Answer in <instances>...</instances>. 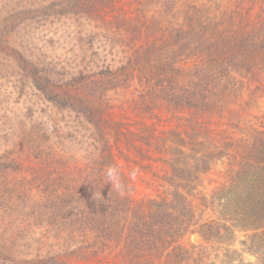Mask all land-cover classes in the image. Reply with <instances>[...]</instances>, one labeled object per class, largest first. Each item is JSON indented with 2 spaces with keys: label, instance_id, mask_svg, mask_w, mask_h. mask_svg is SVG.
<instances>
[{
  "label": "trees",
  "instance_id": "16d2710c",
  "mask_svg": "<svg viewBox=\"0 0 264 264\" xmlns=\"http://www.w3.org/2000/svg\"><path fill=\"white\" fill-rule=\"evenodd\" d=\"M31 1L0 0L7 7L0 13L6 14L0 18V73L23 76L44 101L75 114L79 126L88 124L98 137L89 147L97 153L80 164L57 152L50 132L34 124L0 150V264H94L110 261L107 255L117 264H264V115L258 112L264 0L185 2L178 37L183 64L176 60L178 45L161 50L140 25L127 41L132 48L125 63L91 78L80 73L59 80L46 64L28 60L14 39L34 12ZM79 6L88 9L90 3ZM132 76L148 90L147 110L156 105L171 111L173 127L160 129L156 140L122 141L119 123L110 119L103 94ZM106 130L116 150L121 144L140 151L135 160L159 161L148 156L150 148L160 151L156 155L170 152L169 198H133ZM220 161L226 167L222 182L208 198L198 196L205 175ZM236 233L245 237L240 253L231 248ZM49 234L59 240L45 254L40 250ZM192 235L200 244H190Z\"/></svg>",
  "mask_w": 264,
  "mask_h": 264
},
{
  "label": "rangeland",
  "instance_id": "374dc122",
  "mask_svg": "<svg viewBox=\"0 0 264 264\" xmlns=\"http://www.w3.org/2000/svg\"><path fill=\"white\" fill-rule=\"evenodd\" d=\"M83 1L89 2L90 8H81L79 5ZM83 1L32 0L34 12L26 17L24 24L19 26L21 30L14 35L16 44L20 45L24 56L36 64L43 63L44 66L46 64L53 79H68L80 73L91 78L107 66L119 67L121 63H125V58L131 52L132 44H128L127 41H132L140 25H144L147 38L150 41L154 40L161 50L168 52L169 45H178L179 57L176 60L183 64L186 59L183 55L181 57L180 45L183 42L178 38L182 36L179 34L183 24V4L205 2V0ZM67 2L71 6H61ZM99 2L101 5H98L97 9ZM61 8L63 9L60 12ZM5 9L7 7H0V13L2 11L4 13ZM5 15L0 14V18L6 19ZM31 16L34 18L30 19ZM138 79L132 76L120 89H110L103 94L104 101L112 110L110 119L119 123L118 130L123 132L120 136L122 141L134 138L156 140L160 129L164 130L174 125L170 109L155 105L147 110V106L149 108L152 106L151 97L146 94L148 90L140 86ZM157 101L163 104L162 99L157 98ZM258 112L259 115H264V96L259 101ZM76 121L75 114L67 110L60 111L44 101L41 94L33 90L23 76L15 78L4 71L0 73V150L11 147L12 143L22 139L24 136L22 131H27L34 124L36 129L48 134L50 132L52 139L49 143L58 148L57 152L64 151L66 156H74V159L82 164L83 160L90 159L94 152L97 153L89 144L91 138L98 137L93 136L88 124L85 125L87 127L79 126ZM106 133L108 143L115 148L114 154L120 158L118 162L121 169L133 187V198L135 200L169 198L171 187L166 180L170 176L172 166L169 163L170 152L156 155L160 151L153 152V148L152 151L150 148L147 150L148 156H160L159 161L135 160L137 157L134 154L137 152L141 154L139 150L132 152L121 144L116 150L113 133L109 130H106ZM88 147L89 154L86 151ZM129 154L132 156L130 162L125 159ZM225 169V161L218 162L205 175L202 185L198 188V196L208 198L222 182ZM195 203L198 204L199 200L194 201V205ZM205 218L206 214L202 216V219ZM242 236V233H236L231 247L239 253L241 250L239 242L245 239ZM57 237L49 234L47 241L45 240L47 246L39 250L45 254H52L51 252L57 249L59 240ZM189 242L198 245L200 239L192 235ZM241 256L250 262L255 260V257L249 254L242 253ZM106 259L110 261L104 259L94 264H117L108 255ZM85 260L80 262L84 263Z\"/></svg>",
  "mask_w": 264,
  "mask_h": 264
},
{
  "label": "clouds",
  "instance_id": "9594fccd",
  "mask_svg": "<svg viewBox=\"0 0 264 264\" xmlns=\"http://www.w3.org/2000/svg\"><path fill=\"white\" fill-rule=\"evenodd\" d=\"M114 169H112V168H110L109 169V171H108V176H109V178H111L112 177V175H113V173H114Z\"/></svg>",
  "mask_w": 264,
  "mask_h": 264
}]
</instances>
